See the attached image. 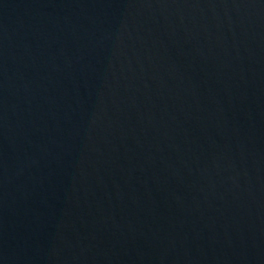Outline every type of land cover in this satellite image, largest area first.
Masks as SVG:
<instances>
[{"label":"water","instance_id":"water-1","mask_svg":"<svg viewBox=\"0 0 264 264\" xmlns=\"http://www.w3.org/2000/svg\"><path fill=\"white\" fill-rule=\"evenodd\" d=\"M0 264H264V0H0Z\"/></svg>","mask_w":264,"mask_h":264}]
</instances>
